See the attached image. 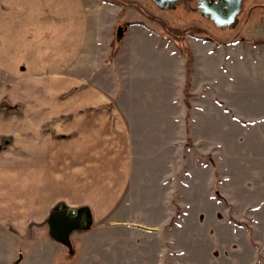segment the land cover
Here are the masks:
<instances>
[{
  "label": "crops",
  "instance_id": "crops-1",
  "mask_svg": "<svg viewBox=\"0 0 264 264\" xmlns=\"http://www.w3.org/2000/svg\"><path fill=\"white\" fill-rule=\"evenodd\" d=\"M83 1L93 17L88 22L92 23L87 31L88 54L80 51L76 60L71 57L67 68L28 72L19 61L40 51L31 40L34 15L40 11V24H45L46 20L61 21V13L67 19L73 12L64 7L55 13L0 0V214H5L0 220L12 233L26 237H62L81 224L116 219L113 215L125 208L122 202L133 177V125L137 123L140 132L151 137L169 139L171 113L166 109L178 103V97L173 101L167 93L175 78L183 79L184 59L177 50L173 52L172 41L143 26H130L109 65L106 60L113 38L109 33L120 9L105 0ZM102 16L110 18L106 21ZM136 31L143 44L134 41ZM251 43L242 47L228 42L215 53V43L200 41L212 46L195 55L199 68L210 66L228 82L238 78L251 83L242 90L226 89L238 101L234 106L249 108L259 116L243 120V124L235 121L244 131L241 136L231 132V138L241 140L242 146L229 149L222 162L227 161L229 203L248 217L252 234L263 237L264 45ZM140 45H147L152 56L159 58V67H153L160 70L149 67V54ZM166 61L172 65L169 70L163 68ZM156 81L163 85H155ZM11 107L19 108L7 110ZM204 132L218 139L214 114L209 125L202 124ZM212 154L214 183L221 160L219 143L212 147ZM65 210L77 214L67 217Z\"/></svg>",
  "mask_w": 264,
  "mask_h": 264
},
{
  "label": "rangeland",
  "instance_id": "rangeland-1",
  "mask_svg": "<svg viewBox=\"0 0 264 264\" xmlns=\"http://www.w3.org/2000/svg\"><path fill=\"white\" fill-rule=\"evenodd\" d=\"M5 2L27 7L36 5L55 13V9L65 7L73 12L67 19L61 13V21L46 20L45 24H40V11L34 15L36 28L32 30L31 40L37 42L40 51L27 54L19 61L21 68L28 72L56 71L67 68L72 62L71 57L76 60L80 51L88 54L87 31L92 25L88 22L93 17L90 8L84 9L87 2ZM105 2L120 9L109 33L113 38L109 42L107 64L113 65L128 28L135 25L170 39L173 52L177 50L184 59L183 79L175 78L177 84L173 81L167 93L173 101L178 97V103H171L166 109L171 113L166 134L169 139L151 137L149 133L140 132L137 123L133 125L136 130L133 177L122 202L125 208L113 215L116 219L88 226L83 223L62 237L47 235L44 238L12 233L0 220V264H264V236H254L248 217L229 203L228 174L224 169L227 161L222 162L229 149L242 146L241 140L231 138V132L237 136L243 133L235 121L243 124V120L259 116L253 115L249 108L234 106L238 101L231 98L233 89H246V84L251 83L246 79L237 81L238 78L234 82L225 81L221 73L210 66L211 69L199 68L201 64H197L195 55L205 53L207 47L212 46H203L200 41L215 43L214 51L210 50L215 53L219 46L228 42L242 47L247 41L264 45V0H243L236 24L225 27L216 26L198 11L194 0L181 1L170 8L159 7L154 0ZM43 16L46 17V13ZM103 18L108 21L110 16ZM136 35L137 31L133 35L134 41L143 44L138 38L140 34ZM143 47L151 58H148L149 67L160 70L153 67H159V58L152 56L147 45H140V50ZM123 56L126 63L127 53ZM164 65L167 70L172 67L169 61ZM213 66L217 68L219 61ZM160 84L163 85L155 82L157 86ZM178 86L180 89H176ZM228 88L231 91L226 90ZM212 114L219 127L215 140L210 132L201 133L202 124L209 125ZM129 116L132 120L131 113ZM215 143L220 144L218 156L221 160L212 183L210 166ZM65 213L67 217L77 214L72 211L70 215L66 210ZM16 221L20 220H13Z\"/></svg>",
  "mask_w": 264,
  "mask_h": 264
},
{
  "label": "water",
  "instance_id": "water-1",
  "mask_svg": "<svg viewBox=\"0 0 264 264\" xmlns=\"http://www.w3.org/2000/svg\"><path fill=\"white\" fill-rule=\"evenodd\" d=\"M183 0H154V2L162 8H170L174 3ZM206 1V0H205ZM243 0H218V3L213 2L212 6H205L203 8H197L203 15H209V18L215 23L216 26H234L237 22L236 15L241 9V2ZM202 3V1H201ZM225 4L226 9H221V5ZM220 8V10H219ZM217 17L222 18L223 20L218 21Z\"/></svg>",
  "mask_w": 264,
  "mask_h": 264
},
{
  "label": "flooded vegetation",
  "instance_id": "flooded-vegetation-1",
  "mask_svg": "<svg viewBox=\"0 0 264 264\" xmlns=\"http://www.w3.org/2000/svg\"><path fill=\"white\" fill-rule=\"evenodd\" d=\"M158 1H161V0H158ZM183 1H185V0H183ZM187 1V0H186ZM190 1V0H189ZM195 1V6H196V8H203V5H204V7L205 6H212L213 4V2H215V3H218V0H194ZM201 1H202V3H201ZM178 2H181V1H178ZM178 2H176V3H178ZM176 3H174V4H176ZM221 9H226V6H225V4H222L221 5V7H220ZM220 8H219V10H220ZM211 13H209V15H210ZM209 15H206V17H209ZM217 20L218 21H221V20H223L222 18H220V17H217Z\"/></svg>",
  "mask_w": 264,
  "mask_h": 264
},
{
  "label": "trees",
  "instance_id": "trees-1",
  "mask_svg": "<svg viewBox=\"0 0 264 264\" xmlns=\"http://www.w3.org/2000/svg\"><path fill=\"white\" fill-rule=\"evenodd\" d=\"M121 38L119 39V42H120ZM182 54H184L185 56L187 55V52L186 51H182Z\"/></svg>",
  "mask_w": 264,
  "mask_h": 264
}]
</instances>
